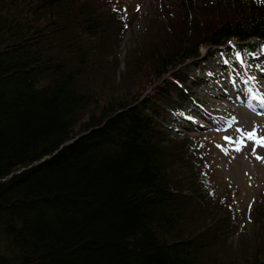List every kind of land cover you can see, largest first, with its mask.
<instances>
[{
  "label": "trees",
  "instance_id": "1",
  "mask_svg": "<svg viewBox=\"0 0 264 264\" xmlns=\"http://www.w3.org/2000/svg\"><path fill=\"white\" fill-rule=\"evenodd\" d=\"M136 1L0 0V264H264V200L237 232L166 124L201 48H264V2L160 0L119 71Z\"/></svg>",
  "mask_w": 264,
  "mask_h": 264
},
{
  "label": "rangeland",
  "instance_id": "2",
  "mask_svg": "<svg viewBox=\"0 0 264 264\" xmlns=\"http://www.w3.org/2000/svg\"><path fill=\"white\" fill-rule=\"evenodd\" d=\"M158 1L137 0L131 8L135 18L119 45V71L123 68L124 53L143 34L147 17ZM210 1L219 4V0ZM233 46L234 41H228L210 56L201 48V59L180 67L189 77L184 91L187 100L181 103L179 111L167 117L166 124L176 132L198 137L205 153L202 174L211 194L233 205L236 231L245 228L249 234L253 204L264 200V159L256 158H264V147L244 139L245 146L236 152L240 145L233 141L242 135L238 129L244 133L255 130L258 138H264V48L257 55L248 56ZM258 105L260 110L253 107ZM237 232L232 236L233 242Z\"/></svg>",
  "mask_w": 264,
  "mask_h": 264
},
{
  "label": "snow or ice",
  "instance_id": "3",
  "mask_svg": "<svg viewBox=\"0 0 264 264\" xmlns=\"http://www.w3.org/2000/svg\"><path fill=\"white\" fill-rule=\"evenodd\" d=\"M237 131H238V132H241L242 135H241V137L238 139V141H233L234 143L238 142L239 145H240L239 147H237V148L235 149L236 152H240V151L242 150V148L245 146V145H244V139H247V140H249V141L254 142V144H255L257 147H264V138H258V137H257V133H256L255 130H253L252 132H246V133L242 132V130H239V129H238ZM252 151H253V154H255V152H256V148L254 147V148L252 149ZM256 158H257L258 160L264 159V158H262V157H260V156H257Z\"/></svg>",
  "mask_w": 264,
  "mask_h": 264
},
{
  "label": "bare ground",
  "instance_id": "4",
  "mask_svg": "<svg viewBox=\"0 0 264 264\" xmlns=\"http://www.w3.org/2000/svg\"><path fill=\"white\" fill-rule=\"evenodd\" d=\"M262 77H263V76H262ZM261 89H262V88H261ZM260 95H261V94H260ZM253 107L256 108V109H258V110H260V109H259V108H260L259 105H258V106H253ZM254 108H253V109H254ZM262 109H263V108H262Z\"/></svg>",
  "mask_w": 264,
  "mask_h": 264
}]
</instances>
